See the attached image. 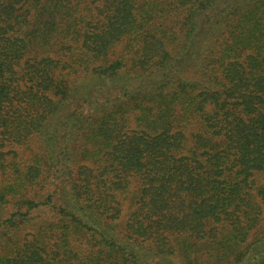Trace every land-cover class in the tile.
<instances>
[{"label": "trees", "instance_id": "obj_1", "mask_svg": "<svg viewBox=\"0 0 264 264\" xmlns=\"http://www.w3.org/2000/svg\"><path fill=\"white\" fill-rule=\"evenodd\" d=\"M0 264H264V0H0Z\"/></svg>", "mask_w": 264, "mask_h": 264}]
</instances>
